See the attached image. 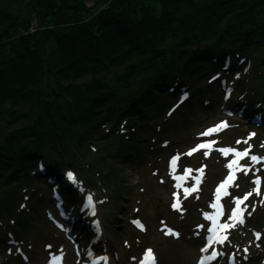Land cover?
I'll return each instance as SVG.
<instances>
[{
	"label": "trees",
	"instance_id": "16d2710c",
	"mask_svg": "<svg viewBox=\"0 0 264 264\" xmlns=\"http://www.w3.org/2000/svg\"><path fill=\"white\" fill-rule=\"evenodd\" d=\"M241 65L233 97L264 124V0H0V242L51 187L75 198L69 170L107 200L101 147L140 158L149 127L169 141Z\"/></svg>",
	"mask_w": 264,
	"mask_h": 264
},
{
	"label": "rangeland",
	"instance_id": "374dc122",
	"mask_svg": "<svg viewBox=\"0 0 264 264\" xmlns=\"http://www.w3.org/2000/svg\"><path fill=\"white\" fill-rule=\"evenodd\" d=\"M246 70L241 65L235 72L236 79L230 76L223 85L221 80H215L211 87L212 96L200 98L197 107L187 110L189 117L182 126H171L172 118L166 126L169 141L157 135L160 127H149L145 141L140 144V158L123 151L106 155L109 147L102 146L100 155H97V167H108L116 180L115 194H108L107 200L105 194H101L103 184L99 181L89 183L76 174L70 181L71 170L66 173L65 180L71 182L75 198L70 199L63 191L59 192V197L63 198L67 212L65 223L69 231L72 232L70 226L73 228L72 235L82 249L80 256L75 254L76 242L47 219H60L56 209L59 197L47 192L46 203L36 212L39 221L24 240H10L7 233L3 243L9 242L10 247L0 242V264H81L89 247H93L98 255L108 256V261L102 259L105 262L100 264H142L143 254L149 249L155 257V264H194L205 252L202 245L210 227V221L205 217L217 210L212 207L216 203V189L230 171L234 172L235 180L227 189L228 195H222L219 201L223 209L222 222L236 223L229 219L232 205L239 197L251 195L241 207L244 222L224 232L228 237L225 248L220 249L221 257L213 264H264V124L259 118H246L237 105V97H233L237 96L234 95V83H238ZM226 88L231 92L228 98L224 96ZM221 122H226L228 127L211 136L201 135ZM209 141L216 142L211 150L200 149L186 155L199 144ZM224 148L237 151L250 148V152L229 170L226 165L236 156L219 151ZM206 151L208 155H205ZM253 155L259 158V162L250 159ZM177 156L179 159L173 167L171 161ZM167 171H170L169 175ZM256 178L261 179L260 185L255 183ZM191 188L198 190L185 198V190ZM106 190L110 192L105 185ZM89 196L92 197L91 207L87 206ZM177 199L178 210L172 207ZM94 209L103 215L105 234L100 219L88 217L90 210ZM93 221L97 222V227L91 226ZM134 221L143 225V229ZM158 225L173 230L178 236L165 235ZM256 232L260 233V239H257ZM81 234H85V240ZM214 245L221 244L215 241ZM58 256L61 259L56 261Z\"/></svg>",
	"mask_w": 264,
	"mask_h": 264
},
{
	"label": "snow or ice",
	"instance_id": "6c2138e0",
	"mask_svg": "<svg viewBox=\"0 0 264 264\" xmlns=\"http://www.w3.org/2000/svg\"><path fill=\"white\" fill-rule=\"evenodd\" d=\"M228 125L226 122H221V124L213 127V128H209L207 129L205 132L201 133L202 136H211L214 133H218L219 131L223 130L224 128H227ZM255 135V134H252ZM249 139H251V136L249 137ZM215 141H209L206 143H201L199 144L196 148L190 150L188 153H186V155H192L194 152L200 150V149H206V150H211L213 148V145L215 144ZM237 143H241L240 141H237ZM244 143H247V141H244ZM219 151H221L224 155H228L229 153H234V155L236 156V159L232 160L229 164L226 165V167L229 170H232L234 165H237L240 159H243L245 157L249 156V152H250V148L249 149H245L244 151H237L235 149H231V148H224V149H219ZM205 155H208V152H205ZM179 159V157H174L171 161V166L175 167L177 160ZM250 159L253 162H259V158L256 156H251ZM189 172H191V170H188ZM200 172H203V169L199 170ZM69 177L72 178V174L69 173ZM235 180V174L234 172L230 171V175L217 187L216 189V203H214L212 205L213 208L217 209L216 214L213 215H206V219H209L211 221H213V227H211L210 229H208L209 232L213 233V235L211 237H209L210 242L211 241H216L219 243H224L228 237L225 236H219L217 235L218 231H225L228 230L230 228L235 227L237 224H242L243 221V213H244V209L241 208V205L244 203L245 200L248 199V197L251 195V193L246 194L243 199H239L236 200V207L232 210L231 215L229 217L230 220L235 221L236 223H219L218 221V217L223 215V209L222 206L220 205L219 201L222 195H228L227 189L228 187H230L233 183V181ZM199 182V180H198ZM255 183L257 185H259L260 181L259 179H257L255 181ZM198 188H191V189H186L185 190V198H187V195H190L191 192L193 191H197ZM257 194H259V192L257 191ZM175 195V194H174ZM89 207L92 206V197L89 196L88 197V205ZM173 209L178 210L180 207L179 201L177 199L176 202L173 203L172 205ZM94 214V211H93ZM250 214V213H249ZM134 223L137 224L138 227H140L141 229H143V225H141L138 221H134ZM165 232V235H169V236H178V233H175L173 230L168 229L165 227V229H163ZM257 239H260V234H256ZM49 248L51 246H48ZM202 251H207V249H202ZM245 251H247V249H245ZM217 254L213 253V255L211 257H207L206 259H214L215 256ZM61 258L58 256L56 257V261H59ZM103 259H106V257H104ZM148 262H151V264H155V257L153 256L152 250L149 249L146 252V255L144 257V261H142V264H148ZM201 264H203V261H201Z\"/></svg>",
	"mask_w": 264,
	"mask_h": 264
},
{
	"label": "bare ground",
	"instance_id": "6f19581e",
	"mask_svg": "<svg viewBox=\"0 0 264 264\" xmlns=\"http://www.w3.org/2000/svg\"><path fill=\"white\" fill-rule=\"evenodd\" d=\"M233 106V105H232ZM242 110V109H241ZM243 111V110H242ZM170 171H167V173H168V175L170 174L169 173ZM169 178V177H168ZM122 182H123V184H124V179L122 180ZM69 184H71V182H68ZM72 185V184H71ZM86 200H88L87 198H86ZM94 204V203H93ZM242 207V206H241ZM95 208V207H94ZM87 211H88V209H87ZM93 210H90V212H89V215H88V217H95V218H97V219H100V221H101V226H102V230H103V233L105 234V230H104V225H103V215H101V214H99L98 212H96V209H94V214H93V212H92ZM87 218V217H86ZM158 229H160V231H163L164 232V230L163 229H165V226H161V225H158V227H157ZM225 243H226V241L223 243V244H221L220 246H217V245H205V244H203L202 246L205 248V249H207V250H212V249H214V248H217V249H223V248H225L224 246H225ZM98 249H101V248H98ZM99 253H101L102 254V252H99ZM103 258L104 257H106V259H103V260H107L108 261V256H106V255H103L102 256ZM88 258H93V256H88ZM102 260V261H103ZM102 261H96V263L95 264H100V263H102ZM105 261H103V262H105ZM103 264H108V262H106V263H103ZM110 264V263H109Z\"/></svg>",
	"mask_w": 264,
	"mask_h": 264
}]
</instances>
